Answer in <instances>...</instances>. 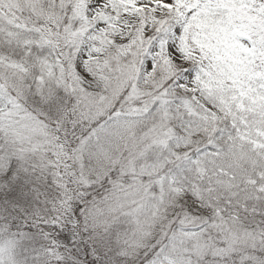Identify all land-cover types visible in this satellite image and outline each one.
Segmentation results:
<instances>
[{"label":"snow or ice","instance_id":"1","mask_svg":"<svg viewBox=\"0 0 264 264\" xmlns=\"http://www.w3.org/2000/svg\"><path fill=\"white\" fill-rule=\"evenodd\" d=\"M0 264H264V0H0Z\"/></svg>","mask_w":264,"mask_h":264}]
</instances>
